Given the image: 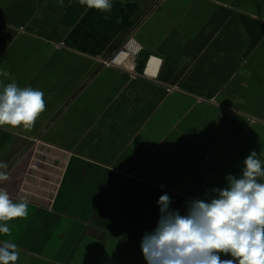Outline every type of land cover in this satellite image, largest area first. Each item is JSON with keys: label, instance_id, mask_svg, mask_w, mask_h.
Masks as SVG:
<instances>
[{"label": "crops", "instance_id": "0c3cea01", "mask_svg": "<svg viewBox=\"0 0 264 264\" xmlns=\"http://www.w3.org/2000/svg\"><path fill=\"white\" fill-rule=\"evenodd\" d=\"M112 3L0 0V81L46 105L31 131L0 128V187L28 201L0 235L16 264H147L161 195L185 215L264 161V0Z\"/></svg>", "mask_w": 264, "mask_h": 264}, {"label": "clouds", "instance_id": "9594fccd", "mask_svg": "<svg viewBox=\"0 0 264 264\" xmlns=\"http://www.w3.org/2000/svg\"><path fill=\"white\" fill-rule=\"evenodd\" d=\"M59 5L63 0H58ZM86 9L110 13L112 0H78ZM110 17L105 16V19ZM0 76L11 73L0 70ZM44 93L20 87L14 78L0 81V128L31 131L45 111ZM264 161L252 151L244 160L242 175H229L227 187L213 189L210 201L192 200L181 215L170 209L167 194L158 200L160 215L155 229L145 233L141 250L147 264H264ZM7 165L0 162V183L10 179ZM28 201L14 202L0 187V235L10 233L9 222L26 219ZM221 255L230 259H221ZM19 250L10 240L0 242V264H16Z\"/></svg>", "mask_w": 264, "mask_h": 264}, {"label": "built area", "instance_id": "2783aa9c", "mask_svg": "<svg viewBox=\"0 0 264 264\" xmlns=\"http://www.w3.org/2000/svg\"><path fill=\"white\" fill-rule=\"evenodd\" d=\"M123 54V56H130L132 55V52L130 50H123L120 53L117 54V56L115 57V59L113 61H118V58Z\"/></svg>", "mask_w": 264, "mask_h": 264}, {"label": "bare ground", "instance_id": "6f19581e", "mask_svg": "<svg viewBox=\"0 0 264 264\" xmlns=\"http://www.w3.org/2000/svg\"><path fill=\"white\" fill-rule=\"evenodd\" d=\"M123 57V54L120 56V59Z\"/></svg>", "mask_w": 264, "mask_h": 264}]
</instances>
